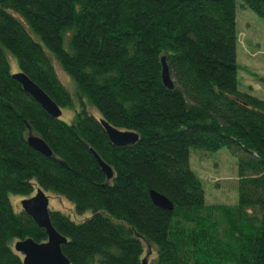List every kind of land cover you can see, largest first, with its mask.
Returning a JSON list of instances; mask_svg holds the SVG:
<instances>
[{"label":"trees","instance_id":"1","mask_svg":"<svg viewBox=\"0 0 264 264\" xmlns=\"http://www.w3.org/2000/svg\"><path fill=\"white\" fill-rule=\"evenodd\" d=\"M240 6L264 25V0ZM236 44L235 0H0V264H22L16 241H46L9 200L37 190L83 216L48 211L69 264H264V101L237 88ZM16 73L60 110L74 107L69 91L80 111L69 124L50 117ZM100 120L137 141L112 145ZM29 132L51 157L27 145ZM191 148L236 158L235 205H205Z\"/></svg>","mask_w":264,"mask_h":264},{"label":"rangeland","instance_id":"2","mask_svg":"<svg viewBox=\"0 0 264 264\" xmlns=\"http://www.w3.org/2000/svg\"><path fill=\"white\" fill-rule=\"evenodd\" d=\"M240 5L241 0H235L237 88L240 92L264 101V83L261 82L264 80V25L261 19ZM14 66L16 67L13 60L12 72H16ZM54 68L60 83L68 88L69 81L73 87L69 77L62 72L56 63ZM68 93L72 97L74 107L73 109H61V116L59 117L61 121L67 124L71 123L75 113L80 111L78 102L69 91ZM83 108L88 114L98 117L95 110L86 101H83ZM189 167L201 183L205 205L233 206L236 204V158L226 148H220L214 152L189 149ZM48 196L49 210L67 214L74 221L82 220L83 216L73 215L72 207L68 202L55 196ZM9 200L13 210L19 211V201L22 198L11 195ZM144 248L146 251V246Z\"/></svg>","mask_w":264,"mask_h":264},{"label":"water","instance_id":"3","mask_svg":"<svg viewBox=\"0 0 264 264\" xmlns=\"http://www.w3.org/2000/svg\"><path fill=\"white\" fill-rule=\"evenodd\" d=\"M160 63L161 83L165 88L171 90L173 85L163 58ZM12 79L20 85L22 91L27 94L43 112L54 119H59L61 116V110L45 93L30 81L27 76L23 73H16L12 75ZM99 122L108 141L116 147L131 145L138 139L137 135L133 132L117 130L103 120H100ZM25 140L32 150L45 157H51V151L39 137L33 136L29 132ZM89 153L92 155L96 165L103 173L105 181L108 182L112 178L111 169L96 155L94 151L89 149ZM148 196L155 207L165 211L172 210L171 203L157 192L150 190ZM19 204L21 210L38 228L43 229L46 234V241L43 243H35L31 239H24L16 241L13 244L14 252L22 256V264H69L60 251V246L65 243V239L53 229L49 221L48 198L42 191L37 190L33 196L21 200ZM140 264H147V262L142 259Z\"/></svg>","mask_w":264,"mask_h":264}]
</instances>
